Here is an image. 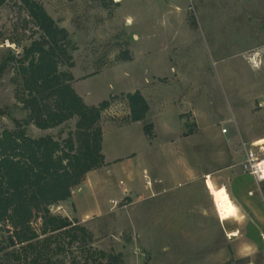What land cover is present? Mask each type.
<instances>
[{
	"label": "rangeland",
	"instance_id": "1",
	"mask_svg": "<svg viewBox=\"0 0 264 264\" xmlns=\"http://www.w3.org/2000/svg\"><path fill=\"white\" fill-rule=\"evenodd\" d=\"M39 1L69 32L75 65L61 69L79 77L78 93L88 104L115 96L102 119L106 164L51 210L79 220L93 233L95 248L122 253L125 264H170L171 248L195 249L205 241L189 240L190 246L177 233L201 225L206 200L187 168H237L242 141L264 143V0ZM41 34L21 0L0 5V134L28 116L16 97L17 65L2 66ZM137 89L152 109L145 120L129 123L124 94ZM76 122L27 129L35 138L63 140ZM149 123L152 140L144 129ZM68 242L58 234L18 259L19 245L0 224V264H106ZM227 246L232 250L234 243L227 239ZM243 249L227 253L224 264H264V249Z\"/></svg>",
	"mask_w": 264,
	"mask_h": 264
},
{
	"label": "trees",
	"instance_id": "2",
	"mask_svg": "<svg viewBox=\"0 0 264 264\" xmlns=\"http://www.w3.org/2000/svg\"><path fill=\"white\" fill-rule=\"evenodd\" d=\"M6 1L0 0V5ZM21 1L42 34L24 46L23 55L12 52L2 66L11 62L17 65L13 77L16 97L28 116L16 120L14 129L0 134V224L9 232L10 242L19 245L13 252L18 259L22 253L61 234L69 238L68 246H81L84 257L96 256L106 264H125L122 253L95 248L93 233L79 220L51 210L53 205L69 200L88 173L106 164L102 119L115 96L99 104L85 101L74 86V73L61 69L75 65L68 47V30L39 0ZM123 59L130 60V56L123 54ZM124 95L129 104V123L145 120L151 107L142 91ZM73 118H77L76 129L63 140L52 135L35 138L28 133L31 123L50 129ZM153 127L152 123L145 125L149 139L155 137ZM62 250L58 246V253Z\"/></svg>",
	"mask_w": 264,
	"mask_h": 264
},
{
	"label": "crops",
	"instance_id": "3",
	"mask_svg": "<svg viewBox=\"0 0 264 264\" xmlns=\"http://www.w3.org/2000/svg\"><path fill=\"white\" fill-rule=\"evenodd\" d=\"M75 78L74 86L76 88L79 77L75 75ZM82 78L86 79L88 76H83ZM155 124L157 125V123ZM241 155L242 160L239 161V167L237 168L231 164H225L214 169H209L208 167L200 169L195 167L187 168L190 176H192L190 180L198 183V186L205 190L206 200L200 204V212L203 218L197 223L201 225L182 227L180 229L182 233L179 231L177 233L182 236L181 238L185 239L183 243H189L190 246L193 243L189 240L204 239L205 241H198L196 243L198 246L195 249L187 246H182L175 250L171 248L170 255H172V259H170V264H224L227 253H232V250L236 255L244 251L243 246L249 249V252L264 249V242L261 239V236L264 237V201L258 191V184L254 176L243 171L241 164L245 154ZM203 176H205L204 179ZM212 185L217 188L223 186L227 188L231 198L237 207L240 208L242 218L229 220L221 218L212 194ZM185 219L186 223L193 220L192 217ZM231 220H236L238 225L232 226L230 224ZM172 229L176 230L173 225ZM196 229L197 235L194 234ZM227 235L229 238H227ZM227 239H229L231 244L232 242L234 243L232 250L227 246ZM235 243H239L238 248ZM190 254L193 257L188 259L187 256Z\"/></svg>",
	"mask_w": 264,
	"mask_h": 264
},
{
	"label": "built area",
	"instance_id": "4",
	"mask_svg": "<svg viewBox=\"0 0 264 264\" xmlns=\"http://www.w3.org/2000/svg\"><path fill=\"white\" fill-rule=\"evenodd\" d=\"M222 131L223 133H228L229 128L224 127ZM242 148L245 154V158L242 161V169L245 173L254 176L258 184V191L264 201V143L242 141Z\"/></svg>",
	"mask_w": 264,
	"mask_h": 264
},
{
	"label": "bare ground",
	"instance_id": "5",
	"mask_svg": "<svg viewBox=\"0 0 264 264\" xmlns=\"http://www.w3.org/2000/svg\"><path fill=\"white\" fill-rule=\"evenodd\" d=\"M218 193H223L227 197L228 202L236 209L235 212H232L229 214H224L221 212L220 204L217 203V194ZM212 194H213V197H214L215 202L217 204V209H218V212H219L221 218L226 220V219H231V218L238 219L240 217L239 209H238L237 205L235 204L234 200L231 198L226 187L217 188L214 185H212Z\"/></svg>",
	"mask_w": 264,
	"mask_h": 264
},
{
	"label": "clouds",
	"instance_id": "6",
	"mask_svg": "<svg viewBox=\"0 0 264 264\" xmlns=\"http://www.w3.org/2000/svg\"><path fill=\"white\" fill-rule=\"evenodd\" d=\"M255 64V58H253ZM256 67H259V64H255ZM217 203L220 204L221 212L224 214H229L235 212L236 209L228 202L227 197L223 193L217 194Z\"/></svg>",
	"mask_w": 264,
	"mask_h": 264
}]
</instances>
